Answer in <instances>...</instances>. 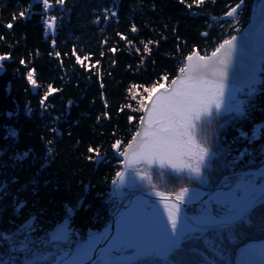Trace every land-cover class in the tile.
Masks as SVG:
<instances>
[{
	"label": "trees",
	"instance_id": "trees-1",
	"mask_svg": "<svg viewBox=\"0 0 264 264\" xmlns=\"http://www.w3.org/2000/svg\"><path fill=\"white\" fill-rule=\"evenodd\" d=\"M240 2L65 0L56 5L49 0L52 9L46 10L42 0H0V56L5 57L0 60V233H14L35 216L34 235L43 237L69 218L71 208L69 231L85 240L89 231L98 232L111 221L115 204L134 192L179 193L191 186L212 190L232 172L259 168L264 162V71L251 97L250 88L238 91L247 102L242 116L213 114L204 124L211 155L203 180L152 167L145 169L150 180L125 187L119 201L111 195L122 171L115 152L123 151L138 130L148 101L145 89L168 86L187 56L194 51L207 56L238 34L258 0H243L237 13L226 17ZM53 16L55 36L47 28ZM32 69L34 85L27 77ZM116 141L119 150L113 148ZM244 148L252 155L226 169ZM250 158L255 163L246 165ZM212 209L216 214L217 205ZM262 240L264 232L252 229L232 252V264L241 246ZM26 256L31 259L27 253L7 254L0 241V261L25 264Z\"/></svg>",
	"mask_w": 264,
	"mask_h": 264
},
{
	"label": "snow or ice",
	"instance_id": "snow-or-ice-1",
	"mask_svg": "<svg viewBox=\"0 0 264 264\" xmlns=\"http://www.w3.org/2000/svg\"><path fill=\"white\" fill-rule=\"evenodd\" d=\"M193 2L203 3V0ZM42 3L44 9L52 7L49 0H42ZM64 3L65 0H55L56 5ZM242 6L243 0L232 7L226 17H232ZM253 15L264 24V0H258L254 5ZM19 16L24 17L25 12L21 11ZM6 27L11 29L13 24L8 23ZM56 27V16H53L51 22L47 23V28ZM131 31L136 32V27L133 26ZM236 41V35L224 39L211 53V58H217V54L226 49L224 58H218V63L226 69V59L236 50ZM52 43L54 45L55 40ZM145 51H150L147 45ZM56 55L59 56V52ZM194 55L197 53L189 55V64L179 69L184 74L183 78L172 79L169 87L154 84L150 89H145L148 92L146 99L151 103L142 108L146 113L141 117L144 130L137 133L123 151H119L128 167L158 163L161 168L170 167L177 173L187 171L190 176H202V169L207 166L211 154L206 147L195 143L191 130L194 128V121L200 120L202 116H211L213 109L217 114L220 113L227 72L220 70L215 63L203 62L206 61L204 56L192 63ZM4 59V56H0V60ZM20 62L24 63L23 60ZM34 72L35 69H32L27 73L28 80L33 85L36 83L33 79ZM209 74L211 78L206 79ZM163 79L167 80L168 77L164 76ZM257 83L259 81L253 77L247 93L249 97L257 91ZM161 89H164L163 93L160 92ZM49 91L53 89L50 88ZM238 103L243 105L247 102L242 100ZM236 111L243 115V108L238 107ZM244 135L243 132L240 133L241 137ZM113 148L119 150L120 141H116ZM237 151L238 154L224 165L226 169H235L244 162L246 156L252 155L247 148ZM193 158L196 159L195 165L191 163ZM254 163L251 158L245 162L246 165ZM236 175L246 179L237 183L232 179ZM117 176L123 184L124 176L121 173H117ZM232 176L226 175L222 184H235V187L227 193L210 195L207 202L202 200L201 193L190 196L189 189L182 188L175 195V202L164 203L166 223L161 219L159 225L130 210L119 214L115 235L107 234V230L105 233L89 231L84 240L77 233H70L69 218L73 215V209L66 206L69 218L45 236L34 235L37 218L32 216L16 232L0 233V241L7 245V254L27 253L31 259L26 256L25 264H160L161 259L166 264H232V252L250 235L251 230L259 228L264 232V162L254 171L239 174L232 172ZM154 194L162 201L169 199L163 192ZM195 200H201L204 204L199 214L191 218L181 217V205ZM211 204L217 205L215 216L208 206ZM23 207L24 203L21 202L16 213L19 214ZM217 217L222 219L217 220ZM249 251L250 246L239 248V253L235 256L236 264H243ZM8 258L11 260L13 257L9 255ZM0 264L8 262L0 261Z\"/></svg>",
	"mask_w": 264,
	"mask_h": 264
},
{
	"label": "water",
	"instance_id": "water-1",
	"mask_svg": "<svg viewBox=\"0 0 264 264\" xmlns=\"http://www.w3.org/2000/svg\"><path fill=\"white\" fill-rule=\"evenodd\" d=\"M50 9H52V7ZM46 10H49V9H46ZM253 13L250 16V20L247 23V25L238 34H236L237 36V41L235 42L236 50L233 52V54L230 57L226 59V63H227L226 69L224 65H220L218 63V58H224L226 49L221 50V52L217 54V58H211L212 52L209 55L204 56L206 58V61H203V62H208L210 64L215 63L216 66L220 70H226L227 78L224 81L225 86H231V87H234L240 90L249 89V84L253 77L257 81H259V83L255 85H259L262 83L261 74L264 71V24L261 23L259 18H254ZM51 19L48 22H51ZM48 31L52 36L56 35V28L48 29ZM194 52H196L197 55L193 56L192 63H196L197 61H199L200 56H203L199 54L198 51H194ZM208 58H211V59H208ZM188 64H189V61L186 58L184 67H186ZM183 75L184 74H181L179 71L177 76L174 79H176L177 77L183 78ZM205 78L209 79L211 78V75L209 74ZM170 85L171 83L165 87H169ZM160 92H164V89H161ZM150 103H151L150 101H147L145 106H150ZM145 115L146 113L143 111V114L141 117ZM144 126L145 125H142L140 121L138 130L134 134V136H136L137 133H142L144 130ZM132 140L133 138L131 139V141H129V143L132 142ZM127 145L124 147V149L127 147ZM115 155L117 158H119L122 161V169H124L126 167L125 158L119 155V151H116ZM117 179H118V176L113 181L112 188H111V195L112 197L115 198L116 201H118V197L115 194L114 184ZM232 188L233 187L224 188V187L218 186L210 191H207L205 189L197 187V188L192 189L196 191L195 193H192V194L195 195L196 193H201L202 198H209L210 195L213 196L214 194H217L218 192L227 193L231 191ZM155 192H162V191L156 190V189H143V190L132 193L119 206H116L115 204L116 208L111 214V221L106 226H104L102 229H100L98 232H95V233H105L107 230V234L115 235L117 231V227H118V220L120 219L119 214L128 213L130 210L136 214L142 215L146 220L156 225H159V223L161 222V219H163V221L166 223V213H164L163 205L165 202L169 204L175 202L176 194L163 192L165 193V195L169 197V199L167 201H162L159 197H157L154 194ZM198 203H199V200H195L191 203H185L181 205V217L188 216L189 218H191L195 215H198V214L189 213L188 211H186L187 207L198 204ZM220 219H222V217H217V220H220ZM63 223H60V224H63ZM182 223H183V220H182ZM55 228L52 231H54ZM250 244L260 247L264 245V240L259 241L256 244L249 242L246 245H250ZM103 246H106V245H103ZM241 248H244V247H241ZM249 256L250 255H248V257Z\"/></svg>",
	"mask_w": 264,
	"mask_h": 264
},
{
	"label": "rangeland",
	"instance_id": "rangeland-1",
	"mask_svg": "<svg viewBox=\"0 0 264 264\" xmlns=\"http://www.w3.org/2000/svg\"><path fill=\"white\" fill-rule=\"evenodd\" d=\"M239 90L240 89H236V88L231 87V86H225V93H224V97H223V104H222L220 113H238L236 111V109L238 107L239 108H243V105H240L238 103L239 101H242L243 100L242 97H239L238 96V91ZM161 93H163V92H161ZM229 108H231L232 110L229 111L228 110ZM213 114H217L214 109L212 111V115L211 116H202L200 120L194 121L193 122L194 123V128L191 130V135H192V138L195 141V143L196 144H199L202 147H206L209 150V153L211 152V150H210V144L208 142V139L204 135H202V130L204 128V124L206 122H208V121L211 120ZM191 163L193 165H195L196 164V159L193 158L192 161H191ZM209 163H210V160H208L207 166L202 169V176L200 178H197L195 176H190L187 171H185L183 173H177V172L173 171L170 167H164L162 169H168V170H170V171H172V172H174V173H176L178 175H185V176L191 177L193 179L203 180V178H205L206 170L209 167ZM152 167L161 168L158 165V163L157 164L150 165V166L149 165H145V164H139V165H135V166H133L131 168L126 165V167L124 169H122V171L120 172L124 176V183L121 184L120 181H119V177H118V179L115 181V184H114V190H115L116 196L118 197V201H119L120 195L123 193L125 187H128V188L129 187H133V186L137 185L138 183H140L141 181L147 180V178L142 179L141 177H147V175L145 173V169L146 168H152ZM251 171H254V170H251ZM246 172H248V171H246ZM241 179H246V177H243V178L238 177L237 179H235V181L238 183L239 181H241ZM234 186H235V184H232L230 186L223 185L221 187L231 188V187H234ZM194 188H197V186H191L188 189H189V191H191ZM207 191H210V190H207ZM175 194H177V193H175ZM119 205H116V206H119ZM212 205L213 204H211V209H212ZM192 207H195L198 210V211H195L193 213L194 214H199L200 209L204 207V204L198 203V204L193 205ZM213 214L216 215L214 212H213ZM248 243H246V244H248ZM253 243L256 244L257 242H253ZM246 244H244L241 247H247L248 245H246ZM238 252H239V249L237 250V253ZM237 253H236V255H237ZM160 264H166V261L160 262Z\"/></svg>",
	"mask_w": 264,
	"mask_h": 264
},
{
	"label": "bare ground",
	"instance_id": "bare-ground-1",
	"mask_svg": "<svg viewBox=\"0 0 264 264\" xmlns=\"http://www.w3.org/2000/svg\"><path fill=\"white\" fill-rule=\"evenodd\" d=\"M195 190H191L189 191L190 196L193 195L192 193H195ZM216 194H214L213 196H215ZM202 200L204 202H207L209 200V198H202ZM199 203H201V200H199ZM193 206V205H192ZM189 206L186 208V211H188V208L192 207ZM211 208V205H208ZM189 213H191L190 211H188ZM253 243V242H252ZM250 246V251L249 254L250 255L248 257L247 260L243 261V264H264V245L262 246H255V245H248L247 247Z\"/></svg>",
	"mask_w": 264,
	"mask_h": 264
}]
</instances>
